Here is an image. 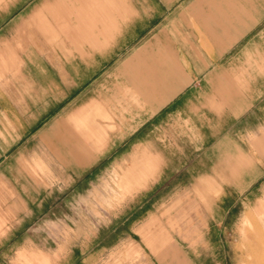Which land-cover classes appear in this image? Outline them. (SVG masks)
I'll list each match as a JSON object with an SVG mask.
<instances>
[{
	"label": "crops",
	"instance_id": "1",
	"mask_svg": "<svg viewBox=\"0 0 264 264\" xmlns=\"http://www.w3.org/2000/svg\"><path fill=\"white\" fill-rule=\"evenodd\" d=\"M262 41L264 0H0V166L20 149L17 166L32 167L39 135L32 152L51 153L50 167L127 151L166 168L162 152L179 150L167 136L220 134Z\"/></svg>",
	"mask_w": 264,
	"mask_h": 264
},
{
	"label": "rangeland",
	"instance_id": "2",
	"mask_svg": "<svg viewBox=\"0 0 264 264\" xmlns=\"http://www.w3.org/2000/svg\"><path fill=\"white\" fill-rule=\"evenodd\" d=\"M259 63H247L221 105L220 134L211 125L165 138L179 147L162 152L166 168H143V153L127 151L102 153L96 168L50 167L51 153L32 152L39 135L25 146L32 167L8 151L0 264H264V56ZM239 113L243 125L232 120ZM158 175L167 182L151 184Z\"/></svg>",
	"mask_w": 264,
	"mask_h": 264
}]
</instances>
